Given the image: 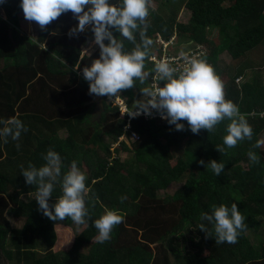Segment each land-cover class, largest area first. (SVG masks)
<instances>
[{
    "label": "trees",
    "instance_id": "obj_1",
    "mask_svg": "<svg viewBox=\"0 0 264 264\" xmlns=\"http://www.w3.org/2000/svg\"><path fill=\"white\" fill-rule=\"evenodd\" d=\"M109 2L119 5L122 0ZM161 2L150 8L147 37L159 32L167 39L176 32L192 43L180 41L177 46H194L191 50L201 53L199 59L212 62L226 99L238 105L252 127V139L227 148L223 137L228 120L214 132L202 129L197 135L187 121H180L184 130H175L156 110L129 117L135 103L148 99L142 90L150 88L149 76L117 93L126 110L101 99L96 117L83 68L99 58L100 49L80 56L82 45L86 47L94 36L91 26L69 36L78 24L69 11L47 25L46 31L38 26L32 38L19 28L21 0H2L0 120L18 118L28 131L19 141L9 138L5 144L0 139V264H264V230L259 238L254 235L264 224V148L254 147L264 133L260 114L264 81L254 76L238 83L251 64L249 54L264 39V0ZM181 4L190 12L186 21L176 19ZM214 30L218 37H212ZM124 43L128 51L134 47ZM222 53L229 54L233 66L220 65ZM147 58L144 70L152 74L154 66ZM49 149L61 156L62 174L75 160L87 177L85 202L91 219L83 225L70 218L55 222L44 216L35 200L37 186L27 185L21 175L22 167L29 164L42 167ZM119 151L128 152V157L120 160ZM249 151L259 156L258 164L249 160ZM200 160L205 164L200 165ZM211 160L225 164L220 176L206 166ZM171 184L176 185L174 190L164 191ZM52 195L50 207L62 195L59 184ZM232 203L245 216L247 230L237 243L217 245L213 226L201 221V213L211 214L213 206ZM105 210L118 211L124 219L109 241L99 243L93 221ZM7 216L22 217L21 224L10 226ZM201 223L212 237L199 229ZM182 229L188 233V247L178 242Z\"/></svg>",
    "mask_w": 264,
    "mask_h": 264
},
{
    "label": "clouds",
    "instance_id": "obj_2",
    "mask_svg": "<svg viewBox=\"0 0 264 264\" xmlns=\"http://www.w3.org/2000/svg\"><path fill=\"white\" fill-rule=\"evenodd\" d=\"M149 6L150 0H122L119 5H114L109 0H21L20 4L24 18L36 22L42 31H46L47 25L69 11L78 20V24L70 29L69 36L83 33L91 26L95 44L90 52L86 47L91 41L86 47L82 45L80 56L90 54L98 47L100 49L99 58L83 68V77L89 83V94L98 96L99 102L101 99L109 100L118 104L122 111L126 110L117 93L132 89L137 80L144 83L149 76L150 88L142 90L143 96L148 99L135 103L133 109L127 112L129 117L151 115L152 110H156L161 119H166L169 125H175V130H184L185 125L180 121H187L191 132L197 135L202 129L208 133L214 132L218 124L228 120L230 123L227 125V134L223 137L227 148H234L245 139L250 141L253 129L238 105L226 99L224 83L215 72L212 62L199 59L201 53L196 54L194 50L178 53L172 49L173 52H169L172 41L175 42L174 48L179 42L175 41L178 36L176 32L172 33L174 37L171 34L167 39L159 32L151 34V39L147 37V29L150 27L147 19L150 14ZM112 29L123 39L114 36ZM105 40L108 41L107 44ZM125 40L134 45L131 51L126 50ZM166 41L170 44L164 45ZM171 56H180V63L189 61L188 66L178 73L174 68V61H164ZM146 58L154 66L152 74L144 70ZM189 58L191 59L188 60ZM162 81L166 83L162 84ZM0 124L4 125L0 128V139L5 144L9 138L19 141L22 132L28 131L22 121L15 117L0 120ZM262 143L264 141H258L254 147L259 148ZM15 146L17 150L21 147L19 143ZM216 150L225 152L224 147H216ZM247 155L252 163L260 162L255 152L249 151ZM43 159L46 163L42 167L29 164L27 168L21 169L25 183L37 186L35 200L39 205L38 211L55 222L70 218L77 226L85 224L86 218L91 219L85 202L88 193L85 173L73 160L69 170L62 174V158L52 149L47 151ZM199 164L204 165L205 161L200 160ZM209 165L216 176H220L225 169V164L216 160H211L206 166ZM57 184L61 186L62 195L50 207L49 198L53 196ZM123 199L125 198L122 197L121 201ZM123 219L118 211L105 210L100 218L93 221V226L98 230L97 241H109L113 229ZM200 219L213 226L217 245L237 243L238 237L248 227L237 203H232L231 207L224 204L213 206L211 214L201 213ZM199 229L205 232L206 237H212L204 223L199 225Z\"/></svg>",
    "mask_w": 264,
    "mask_h": 264
},
{
    "label": "rangeland",
    "instance_id": "obj_3",
    "mask_svg": "<svg viewBox=\"0 0 264 264\" xmlns=\"http://www.w3.org/2000/svg\"><path fill=\"white\" fill-rule=\"evenodd\" d=\"M160 2L161 0H150V8L152 10H154L155 8H157L158 5H160ZM162 3V2H161ZM225 4H228L227 2H224ZM178 17H176L177 20H180V21H186L188 20L189 16H190V12L188 11V9L184 6V4H181V6L179 7L178 11ZM263 17H264V11L262 13ZM4 16V15H3ZM20 16V31L22 33H26L27 35H29L30 37L32 38H35L36 35H37V28H38V24L34 21L30 22V21H27L25 18H24V14L23 12H21L19 14ZM5 17V16H4ZM172 37H174V34H172ZM212 37H218L217 36V32L216 30L213 31L212 33ZM94 38L93 36L91 37V43L89 44L88 47H86L85 49L90 52L91 51V47L95 44V42L93 41ZM186 39L184 37H176L175 41H181L183 43H185ZM187 44L189 45H192L191 42H186ZM174 45H175V42L172 41V43L170 44L169 46V52H173V50L175 49L174 52H178V53H186L188 51H190L192 48L191 47H194V46H184V45H181V46H177L176 48H174ZM194 45V43H193ZM202 46L200 45L199 47L197 48H201ZM173 49V50H172ZM172 50V51H171ZM154 53H156V49L153 50ZM181 55V54H180ZM260 55V56H259ZM262 56H264V39L261 41V43L257 46V48L255 49V51L251 52L249 54V58L247 59V61H249L251 64L247 65L248 68L247 70L244 72V77H242V79H240L238 81V83H242L243 81H247L249 79H252L254 76H257V78L259 80H263L264 81V58H263V61L260 62ZM172 59H174L173 57L174 56H171ZM221 58V62H224V63H221L220 65L221 66H233V62H232V59L231 57L229 56L228 53H222L220 54L219 56ZM262 63V64H261ZM248 64V63H247ZM175 68V67H174ZM261 116H264V109L262 110V112H260ZM61 133L64 134V131L61 130ZM102 138H104V140H106V137L104 135H102ZM260 141H264V133L262 134L261 138H260ZM126 143L128 144L129 142L126 141ZM114 145V144H113ZM261 146L264 148V143L261 144ZM112 147V145H111ZM128 152L126 151H119L117 153L118 157L120 160H123L125 159L126 157H128ZM173 162V161H171ZM176 187L175 184H171L169 185L164 191L168 192V193H171L174 188ZM162 192V191H161ZM8 218V223L10 226L12 227H18L20 224H21V221H22V217H12V216H7ZM264 230V224L262 226V228H258L255 232H254V235L256 237H260V235L262 234V231ZM179 234H181V236L179 235L178 237V242L180 245H185L186 247H188V237H187V234L185 230H180L179 231ZM95 240V239H94ZM252 240V239H251ZM93 241V240H92ZM180 258H183V255H180L179 256Z\"/></svg>",
    "mask_w": 264,
    "mask_h": 264
},
{
    "label": "built area",
    "instance_id": "obj_4",
    "mask_svg": "<svg viewBox=\"0 0 264 264\" xmlns=\"http://www.w3.org/2000/svg\"><path fill=\"white\" fill-rule=\"evenodd\" d=\"M171 42V41H170ZM170 44L168 41L164 42V45H168ZM196 54H198V52H196ZM180 56H176V57H173L174 59H172V57H169V58H165L164 61H174L175 65L174 67L177 69V72H182L184 68H186L189 64V61L185 62H181L178 60ZM191 58H189L188 60H190ZM239 78H237L238 80Z\"/></svg>",
    "mask_w": 264,
    "mask_h": 264
},
{
    "label": "water",
    "instance_id": "obj_5",
    "mask_svg": "<svg viewBox=\"0 0 264 264\" xmlns=\"http://www.w3.org/2000/svg\"><path fill=\"white\" fill-rule=\"evenodd\" d=\"M9 33L11 34L10 30ZM89 102H93V111L92 113L96 114V117L98 116L99 112L101 111L102 105L101 103L98 101V96L93 95L90 99Z\"/></svg>",
    "mask_w": 264,
    "mask_h": 264
}]
</instances>
